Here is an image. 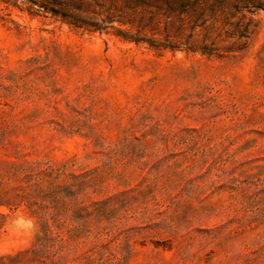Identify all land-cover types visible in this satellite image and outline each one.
Listing matches in <instances>:
<instances>
[{"label": "rangeland", "instance_id": "374dc122", "mask_svg": "<svg viewBox=\"0 0 264 264\" xmlns=\"http://www.w3.org/2000/svg\"><path fill=\"white\" fill-rule=\"evenodd\" d=\"M0 264H264V0H0Z\"/></svg>", "mask_w": 264, "mask_h": 264}, {"label": "trees", "instance_id": "16d2710c", "mask_svg": "<svg viewBox=\"0 0 264 264\" xmlns=\"http://www.w3.org/2000/svg\"><path fill=\"white\" fill-rule=\"evenodd\" d=\"M63 17L64 18H66L67 17V15H63ZM75 20H77V19H75ZM75 22V25H77V26H79L78 24H79V21H74ZM77 22V23H76ZM113 22V21H112ZM85 24V23H84ZM96 30H98V31H102L103 30V27H98V28H95ZM132 41H134V42H138L137 41V39H132Z\"/></svg>", "mask_w": 264, "mask_h": 264}]
</instances>
